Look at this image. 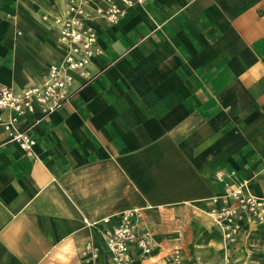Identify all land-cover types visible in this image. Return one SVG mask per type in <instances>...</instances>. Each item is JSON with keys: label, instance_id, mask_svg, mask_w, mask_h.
I'll return each instance as SVG.
<instances>
[{"label": "crops", "instance_id": "crops-1", "mask_svg": "<svg viewBox=\"0 0 264 264\" xmlns=\"http://www.w3.org/2000/svg\"><path fill=\"white\" fill-rule=\"evenodd\" d=\"M65 7L0 0V88L44 84L65 56L55 25ZM95 28L92 80L53 115L20 121L37 160L0 125V264H85L88 239L103 246L101 222L113 228L130 210L156 240L136 264L181 249L162 232L177 217L178 240L222 245L204 213L223 190L219 171L264 198V0H147ZM262 241L263 228L249 229L234 253L260 254Z\"/></svg>", "mask_w": 264, "mask_h": 264}, {"label": "built area", "instance_id": "built-area-1", "mask_svg": "<svg viewBox=\"0 0 264 264\" xmlns=\"http://www.w3.org/2000/svg\"><path fill=\"white\" fill-rule=\"evenodd\" d=\"M147 0H65V10L55 19L59 42L65 49L64 59L53 65L42 86H34L23 91L9 87L0 88V111L9 113L7 121L0 125L8 134L11 143L18 145L23 154L37 160L36 141L20 130L21 119L40 115L47 118L68 104L77 89V82L92 80L89 72L91 63L102 56L95 23L105 20L110 25L118 24L130 9L144 6ZM235 174L216 172L213 181L221 184L220 194L209 200L204 213L217 229L226 249H235L240 240L256 227L264 229V198L253 196L248 182L229 184L228 178L235 180ZM143 213L139 210L124 212L120 222L107 228L110 219L101 222L106 228L101 232L103 246L93 237L83 246L81 254L85 264H136L138 259L150 257L156 247L152 231L143 226ZM181 249L172 253L171 263L181 264Z\"/></svg>", "mask_w": 264, "mask_h": 264}, {"label": "rangeland", "instance_id": "rangeland-1", "mask_svg": "<svg viewBox=\"0 0 264 264\" xmlns=\"http://www.w3.org/2000/svg\"><path fill=\"white\" fill-rule=\"evenodd\" d=\"M195 217L203 222L202 217ZM190 219L193 220L194 218L190 217ZM178 220L181 219L177 217L171 222H164L162 232L164 236H168L166 237L170 244L181 245L182 257L184 258L181 264H264V252L260 254L257 252L255 254L237 255L234 253V249H226L223 243L220 245L214 239L207 238L206 234L205 236L202 235L200 239H197L193 233H188L185 239L178 240L177 230L180 226ZM203 223L206 225L207 222ZM194 224L192 223V225ZM259 245L260 248H264L263 241ZM171 257L170 259L162 258L156 261H146L144 264H172Z\"/></svg>", "mask_w": 264, "mask_h": 264}]
</instances>
